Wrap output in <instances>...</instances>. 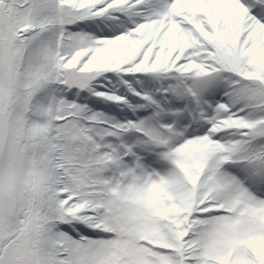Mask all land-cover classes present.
I'll return each instance as SVG.
<instances>
[{"label":"snow or ice","instance_id":"1","mask_svg":"<svg viewBox=\"0 0 264 264\" xmlns=\"http://www.w3.org/2000/svg\"><path fill=\"white\" fill-rule=\"evenodd\" d=\"M0 264H264V0H0Z\"/></svg>","mask_w":264,"mask_h":264}]
</instances>
